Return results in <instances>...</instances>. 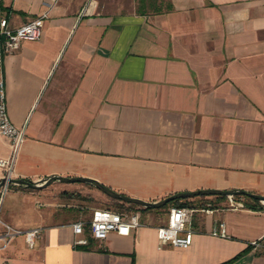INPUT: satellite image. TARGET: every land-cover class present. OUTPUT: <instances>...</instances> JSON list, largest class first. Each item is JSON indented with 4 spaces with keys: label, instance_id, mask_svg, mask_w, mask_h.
Listing matches in <instances>:
<instances>
[{
    "label": "crops",
    "instance_id": "obj_1",
    "mask_svg": "<svg viewBox=\"0 0 264 264\" xmlns=\"http://www.w3.org/2000/svg\"><path fill=\"white\" fill-rule=\"evenodd\" d=\"M46 11L39 40L12 53L0 41L9 117L26 130L14 178L84 177L148 202L264 195V0H0L12 28ZM101 195L77 182L11 185L2 219L42 232L33 248L15 238L0 264H264V206L228 197L193 213L187 249L158 245L169 211L163 224L138 211L130 235L74 245L70 225ZM220 223L226 237L211 234Z\"/></svg>",
    "mask_w": 264,
    "mask_h": 264
},
{
    "label": "built area",
    "instance_id": "obj_2",
    "mask_svg": "<svg viewBox=\"0 0 264 264\" xmlns=\"http://www.w3.org/2000/svg\"><path fill=\"white\" fill-rule=\"evenodd\" d=\"M49 11L43 12L34 19L16 27L9 26L8 21L0 20V41L5 53L17 51L24 41L39 40L43 34L44 21ZM0 136L4 138L9 148V155L0 158V178L5 182L0 186V256L9 244L17 237L24 238L29 248L36 245L42 228L34 227L29 230L18 229L4 221L1 217V204L11 184L9 179L14 178L17 156L26 139L25 126L15 125L9 117L4 83L0 80ZM230 207L243 208L244 203L230 198ZM264 206V205H263ZM81 209H84L82 207ZM197 209L188 206L170 208L167 223L157 229V240L160 247L171 246L187 249L193 239L192 215ZM200 211L209 213V207L200 208ZM139 212H118L110 209H93L89 219H80L70 226L75 234L74 245H87L90 239L103 240L110 233L128 236L133 229L142 226ZM211 234L226 237L225 225L220 223ZM255 245L256 243L253 242Z\"/></svg>",
    "mask_w": 264,
    "mask_h": 264
},
{
    "label": "water",
    "instance_id": "obj_3",
    "mask_svg": "<svg viewBox=\"0 0 264 264\" xmlns=\"http://www.w3.org/2000/svg\"><path fill=\"white\" fill-rule=\"evenodd\" d=\"M5 178H0V186L5 182ZM58 181L63 183H84V184H90L100 190L103 194H105L107 197L119 201L124 204L129 205H135L140 208H146V209H158L166 206L172 201L179 200V199H191L197 196H226L230 198H234V196L237 195H244L248 196L254 200L259 201L262 205H264V195L254 194L250 193L244 190L239 189H231V190H195L190 192H179L172 194L166 198H163L161 200L155 201V202H148L144 200H140L138 198H133L126 196L124 194H121L119 192H116L112 190L111 188L104 186L103 184L84 177H65V176H59V175H51L48 176L42 180L39 181H33L28 180L25 178H12L8 180V183L11 185H18L27 189L31 190H41L51 183Z\"/></svg>",
    "mask_w": 264,
    "mask_h": 264
},
{
    "label": "trees",
    "instance_id": "obj_4",
    "mask_svg": "<svg viewBox=\"0 0 264 264\" xmlns=\"http://www.w3.org/2000/svg\"><path fill=\"white\" fill-rule=\"evenodd\" d=\"M196 199H198V201H196ZM196 199L175 200V201L170 202L166 206H164L162 208H158V209L140 208V207H137L135 205L124 204V203H121L119 201H117V203H118L119 207H121V208L125 207L124 210H126L128 212L141 211L143 213L150 212V211H160V210H165V209H167V211H169L170 208L175 207V206H188V207H192L195 209L210 207V208L214 209V208L218 207L219 202L226 199V196H221V195L212 196L211 198H209L210 200H208L207 202H203V200H202V199H205V197H200V198H196ZM234 199L237 201H242L244 203V206L248 207L250 209H257V210L263 209V205L259 201L254 200L248 196L237 195V196H234ZM118 212H123V211L118 210ZM233 261H234V259L227 261V262H224L223 264H231Z\"/></svg>",
    "mask_w": 264,
    "mask_h": 264
},
{
    "label": "rangeland",
    "instance_id": "obj_5",
    "mask_svg": "<svg viewBox=\"0 0 264 264\" xmlns=\"http://www.w3.org/2000/svg\"><path fill=\"white\" fill-rule=\"evenodd\" d=\"M196 200H198V199H196ZM202 200H203V202H207V200H210V199L205 198ZM88 204L93 208L95 207V208H100V209H110L113 211H118V210L121 211L122 210L123 212H128V211L124 210L125 207H123V208L119 207L116 200H113V199L107 197L106 195H101L97 199L89 198ZM90 212H92V211H90ZM149 217H150V220L154 219L155 221L159 222L160 224H163L164 222H166L165 219L167 217V209L157 211L154 214L147 216L146 219H149Z\"/></svg>",
    "mask_w": 264,
    "mask_h": 264
}]
</instances>
